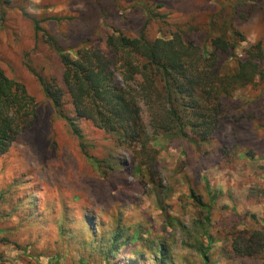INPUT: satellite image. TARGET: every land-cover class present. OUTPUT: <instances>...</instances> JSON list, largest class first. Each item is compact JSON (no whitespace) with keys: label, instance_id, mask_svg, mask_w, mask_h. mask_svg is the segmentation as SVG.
I'll use <instances>...</instances> for the list:
<instances>
[{"label":"rangeland","instance_id":"obj_1","mask_svg":"<svg viewBox=\"0 0 264 264\" xmlns=\"http://www.w3.org/2000/svg\"><path fill=\"white\" fill-rule=\"evenodd\" d=\"M20 3H0V68L25 87L37 112L0 157V264H205L203 250L206 264H264L257 236H264V89H241L224 103L228 116L207 143L159 135L148 169L108 133L78 122L79 139L54 113L29 69L54 54L23 15H36L66 45L91 33L99 44L104 34L136 36L144 28L149 38L178 32L202 48L231 25L243 39L242 57L264 44V0ZM142 117L151 134L144 106ZM109 158L114 172L97 166ZM117 231L123 246L107 259L103 251ZM128 237L136 239L123 244ZM232 238L245 239L242 245L251 238L254 254L237 255Z\"/></svg>","mask_w":264,"mask_h":264},{"label":"trees","instance_id":"obj_2","mask_svg":"<svg viewBox=\"0 0 264 264\" xmlns=\"http://www.w3.org/2000/svg\"><path fill=\"white\" fill-rule=\"evenodd\" d=\"M15 1L18 2L0 3L7 6ZM25 1L28 0H21L20 4ZM5 10L0 12L2 19ZM23 12L32 19L35 37H42L54 54L37 70L29 65L54 113L66 121L79 139L82 133L78 122H89L108 133L117 146L132 150L137 165L152 164L156 152L151 144L159 135L209 142L219 122L228 116L224 103L241 89H264L263 42L252 45L238 57L237 46L243 39L231 25L228 34L210 36L202 48L178 32L149 38L144 28L136 36L117 31L104 34L99 44L93 43L91 33L86 38H72L66 45L67 39L49 33L36 15ZM148 14L153 15L151 11ZM52 20L60 18L53 16ZM213 25L211 22L212 29ZM142 106L146 108L151 134L143 121ZM36 112V102L25 87L8 78L0 68V157L34 122ZM143 153L148 154L144 160L140 158ZM96 163L99 168L104 164L105 172H114L117 164L113 158ZM90 234L94 235L92 229ZM257 236L264 241L261 233ZM120 237L117 231L109 240L103 251L107 259L120 254ZM135 239L128 237L123 244ZM251 240L242 245L245 239L232 238L231 247L237 255L250 256L255 252ZM206 253L203 250L205 264ZM128 264L137 263L131 259Z\"/></svg>","mask_w":264,"mask_h":264}]
</instances>
